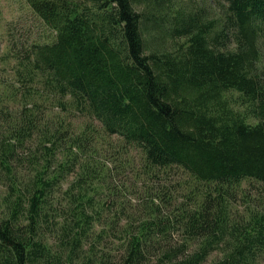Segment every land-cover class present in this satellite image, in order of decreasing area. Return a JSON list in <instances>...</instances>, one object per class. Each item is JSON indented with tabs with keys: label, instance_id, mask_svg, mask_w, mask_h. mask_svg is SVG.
<instances>
[{
	"label": "trees",
	"instance_id": "16d2710c",
	"mask_svg": "<svg viewBox=\"0 0 264 264\" xmlns=\"http://www.w3.org/2000/svg\"><path fill=\"white\" fill-rule=\"evenodd\" d=\"M26 1L56 36L0 55V264H264V0Z\"/></svg>",
	"mask_w": 264,
	"mask_h": 264
},
{
	"label": "rangeland",
	"instance_id": "374dc122",
	"mask_svg": "<svg viewBox=\"0 0 264 264\" xmlns=\"http://www.w3.org/2000/svg\"><path fill=\"white\" fill-rule=\"evenodd\" d=\"M179 1L192 9L202 8L207 20L219 21L224 17V10L212 0ZM55 36V32L48 29L34 14L26 0H0V55L12 44L51 43ZM8 75L13 77V74ZM238 96V93H233V97ZM237 108L243 109L240 106Z\"/></svg>",
	"mask_w": 264,
	"mask_h": 264
}]
</instances>
